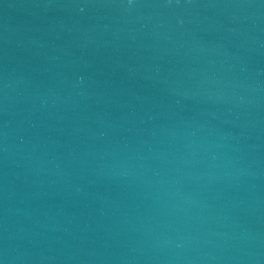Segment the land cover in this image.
<instances>
[{"label": "water", "instance_id": "obj_1", "mask_svg": "<svg viewBox=\"0 0 264 264\" xmlns=\"http://www.w3.org/2000/svg\"><path fill=\"white\" fill-rule=\"evenodd\" d=\"M0 264H264V0H0Z\"/></svg>", "mask_w": 264, "mask_h": 264}, {"label": "snow or ice", "instance_id": "obj_2", "mask_svg": "<svg viewBox=\"0 0 264 264\" xmlns=\"http://www.w3.org/2000/svg\"><path fill=\"white\" fill-rule=\"evenodd\" d=\"M135 2V0H126V3L131 6L133 3Z\"/></svg>", "mask_w": 264, "mask_h": 264}]
</instances>
